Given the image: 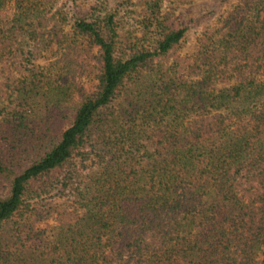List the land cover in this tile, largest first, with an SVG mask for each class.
<instances>
[{
	"label": "trees",
	"instance_id": "obj_1",
	"mask_svg": "<svg viewBox=\"0 0 264 264\" xmlns=\"http://www.w3.org/2000/svg\"><path fill=\"white\" fill-rule=\"evenodd\" d=\"M55 3L0 0V68L27 47L0 75V264H264V0H239L185 64L166 62L185 33L169 14L129 44L108 11L35 64L67 44Z\"/></svg>",
	"mask_w": 264,
	"mask_h": 264
},
{
	"label": "rangeland",
	"instance_id": "obj_2",
	"mask_svg": "<svg viewBox=\"0 0 264 264\" xmlns=\"http://www.w3.org/2000/svg\"><path fill=\"white\" fill-rule=\"evenodd\" d=\"M239 0H56L55 8L60 9L64 18L62 23V34H66L64 41L67 44L49 45L46 47L43 44L37 47L32 62L39 65H45L50 60L60 56L63 53V47H72L75 40L69 31L70 26L68 21H73L76 18L90 19L104 12H112L115 14V19L118 25V34L124 43H138L145 41L148 38L155 37L159 32H156V23L163 14H169V18L176 20L185 28V33L179 44L167 56L166 62L181 60L183 64L187 63L197 49V41L201 33L209 28L217 25L221 16L228 13ZM14 13V4L7 3L1 10V18L4 23L9 22ZM54 20L49 21V26ZM62 46V47H59ZM80 58L88 61L89 68L93 69L97 63L95 57V49H89L86 43L81 42L79 45ZM14 46V54L10 56L9 61L0 68V75L19 76L26 65L23 51L27 50L25 45H22L20 50ZM76 49L71 48L69 56H74ZM75 58V57H70ZM77 58V59H80ZM80 62V60H79ZM75 67V66H74ZM75 80L78 86L87 90L91 87L95 78L91 72L88 76L87 72H82V69H77ZM61 199L59 202H61ZM45 202H52L48 199ZM49 224H54L52 219L47 220ZM45 222V223H47Z\"/></svg>",
	"mask_w": 264,
	"mask_h": 264
}]
</instances>
